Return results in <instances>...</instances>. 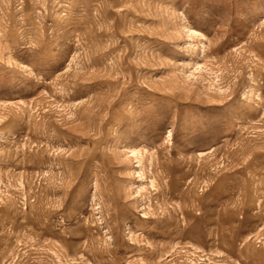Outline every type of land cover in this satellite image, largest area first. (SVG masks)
I'll return each mask as SVG.
<instances>
[{"label":"rangeland","instance_id":"obj_1","mask_svg":"<svg viewBox=\"0 0 264 264\" xmlns=\"http://www.w3.org/2000/svg\"><path fill=\"white\" fill-rule=\"evenodd\" d=\"M0 264H264V0H0Z\"/></svg>","mask_w":264,"mask_h":264}]
</instances>
